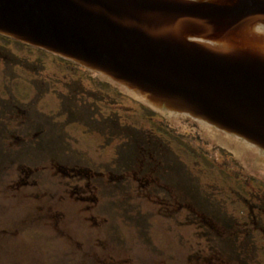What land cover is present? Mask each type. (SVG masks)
I'll return each mask as SVG.
<instances>
[{"label": "flooded vegetation", "instance_id": "1", "mask_svg": "<svg viewBox=\"0 0 264 264\" xmlns=\"http://www.w3.org/2000/svg\"><path fill=\"white\" fill-rule=\"evenodd\" d=\"M140 116L145 117L143 130L165 139H161L160 146L164 147L162 154L167 153L168 160L158 159V150L143 149L133 137L125 136L127 129L138 131L143 128L141 124H134L142 120ZM199 130L191 120L168 122L157 117L111 89L88 70L0 36V197L8 203L14 200L16 205L29 206H25L29 213L25 218L0 228V244L13 238L16 228L34 240L42 238L39 250L51 248L52 252L47 250L54 264H72V255L69 257L66 252L68 258L65 254L62 257V248L49 240L60 244L61 239H65L63 241L69 245L70 240L85 251L81 242L64 229L68 228L69 221L79 214L84 217L83 214L89 213L84 220L92 228L104 227L108 219L91 212L99 211V203L103 199L102 202L109 200L106 195L111 194L112 189L126 200L125 196L132 197L135 193L132 192L134 186L145 190L150 199L155 200L153 204L162 206L170 218L186 212L195 224L222 241L239 235L240 239L254 243L253 246L263 244L264 176L241 174V181L249 180L248 183L240 182V187L237 186L238 176L229 178L235 186L229 189L227 198L207 199L206 189L190 182L199 175L195 173L198 166H190L184 159V154H189L188 148L183 146L178 150L179 159L167 141L188 137L191 141L187 143L208 155L205 153L208 150L204 152L206 141L200 137ZM95 138L101 142L99 150L102 153L112 148L111 158L107 154H104L105 160L94 161L89 157L85 141ZM133 146L138 149L133 150ZM218 156L222 160L230 157L227 153ZM4 160L7 166L3 165ZM98 164L106 170L102 172L95 166ZM6 168L15 170L16 180L9 181L1 175L4 171L9 172ZM228 170L224 172L230 177L232 170ZM126 189L131 194L125 192ZM226 202L235 210L232 217L221 207ZM240 204L245 213L240 210ZM217 205L223 215L229 216L226 220L223 216H209V210ZM34 225L40 227L41 233L32 229ZM100 242L95 245L102 247L108 255L101 258L95 251L85 252L84 256L88 258L83 260L85 264L141 263L131 253L114 258ZM215 255L221 257V251Z\"/></svg>", "mask_w": 264, "mask_h": 264}, {"label": "water", "instance_id": "2", "mask_svg": "<svg viewBox=\"0 0 264 264\" xmlns=\"http://www.w3.org/2000/svg\"><path fill=\"white\" fill-rule=\"evenodd\" d=\"M0 35L196 120L204 152L264 176V0H0Z\"/></svg>", "mask_w": 264, "mask_h": 264}, {"label": "rangeland", "instance_id": "3", "mask_svg": "<svg viewBox=\"0 0 264 264\" xmlns=\"http://www.w3.org/2000/svg\"><path fill=\"white\" fill-rule=\"evenodd\" d=\"M126 116L130 115L127 114ZM148 132L149 131L146 130L144 131V133ZM165 137L169 138L167 136ZM189 140L190 139L183 138L180 141H172V148H180V146L185 145ZM193 140L195 139H192V141ZM100 143L101 142L97 140V138L85 141V145L88 146V155L94 161L105 160L104 154H107L108 158H111L113 154L111 147L107 152L102 153L99 150ZM220 147L225 149L223 146ZM214 150L215 148L208 156L197 152L196 157H194L196 154L192 155L188 152L189 154H184L186 156L184 159L191 166H198L196 170L202 180H205V172H211V176L208 180L214 179L215 181H219V179L223 177L217 173L212 174L211 168L220 172L231 169L232 171L229 178L238 176L237 186H239L240 182L248 183L249 179L244 178L245 180L241 181L240 176L241 174H251L242 169L231 156L229 159L222 156L224 157L222 160L218 155L219 153H225L219 150L214 152ZM209 162H211L210 166H208ZM18 163L21 162H15V164ZM3 165L7 166L6 160L3 161ZM95 166H98L102 172L106 170V167L102 164ZM6 169L9 172L4 173V171L1 175L6 178V180H16L15 170L12 168ZM60 179L61 178H58V180ZM220 181L224 180L222 179ZM230 186L231 188L235 186L232 179H230ZM227 187L228 184L224 183L222 187L224 198L229 196V189H227ZM125 192L131 194L128 189H126ZM132 192L136 193V197L134 193L131 194L132 197H128L127 195L125 196L127 197L126 200H123L122 194H116L120 192H115V190L112 189L111 194L106 195V198H109V200L102 202L103 199L101 201L102 203H99V211L95 209L94 212H91L94 215L98 216L99 214L102 218L108 219V224L104 227L92 228L91 225L84 220V217L86 218L89 213L83 214L84 217L79 214L77 218L73 217V219L69 221L68 228L64 229L73 239L79 243L81 242V247L84 248V250L86 249L85 251L82 252L79 246L73 245V242L70 240V245L68 242L66 243L63 241L65 239H61L62 241L60 244L56 241L48 240L56 247L62 248V257L65 254L68 258L66 252L69 253V257L72 255V258H70L72 264H85L83 260L87 261L88 259L84 256L85 252L92 253L95 251L97 256L101 258L108 255L104 253L105 251L102 247H97L95 245L98 241H101L100 243L105 246L104 249L109 250L114 258H121L126 253H131L137 259L141 260L142 264H204V261L206 263L213 262L215 252H220L222 250L221 253H225L224 250L233 249L231 245L239 244L237 246L235 258H237L239 262L244 259H249L250 264H255L251 250L255 248V246H253L254 243H249V241L243 239H240V242H232L226 239L222 241L221 238L208 234L205 228L195 224L194 219H189L186 212H182L174 218H170L168 217V211L162 206L153 204L155 200H151L150 196H148L149 194H147L145 190L136 189L134 186ZM145 193L147 195H145ZM220 193H222V191H220ZM145 196L148 197L144 199L143 197ZM9 201L10 203H8L5 198L0 197V228L8 227L13 220L25 218V216L29 214L25 207L27 204L16 205L17 201ZM229 206L230 204L226 202L223 203L221 207L225 213L233 211L232 214H234L235 210L230 209ZM240 210L243 211L241 204ZM221 211L220 205H217L213 206L208 214L216 218L223 216L224 220H226L229 216L223 215ZM236 216L239 217L238 212H236ZM121 219L124 220V222ZM32 229H38L36 232L38 234L41 233L38 225H34ZM14 233L13 238L5 240L4 244H0V264H38L40 261L44 264H54L53 258L47 250L49 249L48 247L47 249L39 250L42 238L34 240V238L30 236H25L27 234L25 232L19 233L16 228L14 229ZM47 234L51 239V235L49 233ZM260 241H262V238H260ZM260 247L262 250L264 249V241L263 244L261 243ZM49 250H51V248ZM57 255L60 256V253H57ZM138 255L141 258L138 257Z\"/></svg>", "mask_w": 264, "mask_h": 264}, {"label": "trees", "instance_id": "4", "mask_svg": "<svg viewBox=\"0 0 264 264\" xmlns=\"http://www.w3.org/2000/svg\"><path fill=\"white\" fill-rule=\"evenodd\" d=\"M142 108L145 109L144 107H142ZM145 110H147V109H145ZM147 111L150 112L149 110H147ZM140 118L142 120L141 121H135L134 124H138L137 126H139V124H141V125H143V128L141 130H138V131L133 130V129H131V130L127 129V130H125V136H127L128 138L129 137H131V138L133 137L139 144L143 145V146H141V148H143V149L158 150V153H157L158 154V157H157L158 159L163 160V161H166V159L168 160L167 153L162 154V153H164V151H163L164 147L160 146V144L162 143V140H161L162 138H159V137L156 138V137H154V135H150L148 133H144L145 130H143V129H144V126L146 125L144 123L145 117L140 116ZM145 138H149L150 140L147 141ZM132 149L133 150L134 149L137 150L138 147H134L133 146ZM195 154H197V153H195ZM210 163L211 162L208 163V166L211 165ZM164 164H165V162H163V165ZM145 165H147V164H145ZM206 166H207V164H206ZM210 170L212 171V174L217 173V174H219V175H221L223 177L220 178L219 181H215L214 179L208 180V178H210V176H211V172H205V180H202L200 175H199V173L196 171L195 173H196V175L198 173L200 180H199V178L197 176H195V178L191 179L190 182H191V184L192 183L199 184V187H201V188L204 187L203 189H206V192H207V199H211V198H214V197H216L218 199L224 198L223 197L224 192H223V188L222 187H223V184L226 183V184H228L227 189H230L231 188L230 179L228 178V175H226V173L224 171L223 172L216 171L214 168H211ZM222 179L224 181H220ZM192 185H191V189H192ZM239 187H240V184H239ZM220 191H222V193H220ZM232 212L233 211H229L228 212V214L231 217L233 216ZM243 212L245 213L244 209H243ZM235 239H237V241L240 242V236L239 235L237 237H235V238H230V240L232 242H235ZM243 240H246V239L243 238ZM236 250H237V248L236 249H232V251H230V252L225 251V253H222V257L221 258L216 259L214 261V264H250L249 263V259H244V260H241L239 262V260L237 258H235L236 257V253H237ZM251 250H252V254L254 256L255 264H264V249L263 250L261 249L260 244L256 245L255 248H252ZM140 264H142V263H140Z\"/></svg>", "mask_w": 264, "mask_h": 264}]
</instances>
